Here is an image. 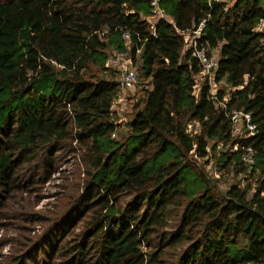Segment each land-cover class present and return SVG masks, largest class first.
Instances as JSON below:
<instances>
[{
    "label": "trees",
    "instance_id": "trees-1",
    "mask_svg": "<svg viewBox=\"0 0 264 264\" xmlns=\"http://www.w3.org/2000/svg\"><path fill=\"white\" fill-rule=\"evenodd\" d=\"M152 1L0 0V210L52 180L59 160L82 164L44 234L0 264H264V0H159L171 21L154 28ZM197 30V47L218 52L213 80L230 88L215 99L209 75L195 93L202 65L184 36ZM115 52L148 81L125 125L106 67ZM233 110L250 114L253 136L234 137ZM212 156L257 174L251 198L249 185L217 190Z\"/></svg>",
    "mask_w": 264,
    "mask_h": 264
},
{
    "label": "rangeland",
    "instance_id": "rangeland-1",
    "mask_svg": "<svg viewBox=\"0 0 264 264\" xmlns=\"http://www.w3.org/2000/svg\"><path fill=\"white\" fill-rule=\"evenodd\" d=\"M231 4L232 2L228 5L231 6ZM149 20L152 21V23H155L158 20V14L153 15V17H151V19ZM186 45H188V43L185 42V49ZM114 54L115 53H111V59L114 58ZM125 56L129 57L128 54H126ZM213 56L217 58L218 52L215 51V54ZM110 63L111 62L107 61L106 67L110 71H114L117 74L116 77L118 79L119 72L116 71L115 67H112ZM131 66H133L138 71L137 68L139 66V62L137 61L136 64H133L131 61ZM138 75V82L133 88L125 89L119 86L118 98L120 102L116 107L114 105L113 109L120 117L119 121L122 123L121 125H125L132 118L133 104L135 101L140 100V98L142 97L143 89L148 86V81L140 73H138ZM205 75H198V90L200 89V85L203 83ZM212 79V76L209 75L210 91L216 92L219 89H223L224 91L228 92L230 90L224 80L215 83V81H212ZM198 90H195L196 94L199 93ZM241 126L242 125L240 124L238 126L235 125V128L233 127V135L237 139H240L246 134V130ZM190 130L193 132H197L198 126L196 124H192L190 125ZM225 148H223L220 144L218 150L221 151V149ZM56 156H58L63 161L70 158V156L62 150L59 151ZM216 157L217 156H215L214 158V156H212L211 158H209V162L204 166V169L208 176L215 182L217 190L223 192L233 184H238L241 187L249 185L250 189L248 191V197L251 198L252 194L255 191L257 174L249 175L248 172H250V169L248 167L246 168L248 171L247 173L246 171L242 173H236L233 164L229 167V169H223L221 168V163L217 161ZM57 165L62 171L54 173L52 176V180L42 185L37 184V186H26V188H28V193L24 194V197H26V199H22L15 192L14 195L10 196L9 200L6 202V208L0 210L2 214L0 220V242H13L12 247L9 243L2 245L0 247V255L7 256L11 254V252L19 253V251L23 247L22 245L26 243V237L33 236L34 238H36L38 235H43L44 225H47V222L45 221L52 218L59 212V210H61V208H63L68 198L66 194H70L71 192L73 194L76 192V188L70 190L72 184L81 186V181L79 179L80 173L82 172L81 161L70 158L69 161L66 162H62L61 160H59V163ZM36 200H38L37 203ZM27 201L31 203V207L27 203ZM33 211H35L37 215L43 219V224H41V222L34 223L30 221ZM169 252L175 254L176 250L174 247H172L169 248ZM172 260L176 261V255L171 258V261Z\"/></svg>",
    "mask_w": 264,
    "mask_h": 264
},
{
    "label": "built area",
    "instance_id": "built-area-1",
    "mask_svg": "<svg viewBox=\"0 0 264 264\" xmlns=\"http://www.w3.org/2000/svg\"><path fill=\"white\" fill-rule=\"evenodd\" d=\"M158 1L159 0H153L151 5L153 6V15L158 14V20L160 18H164L166 20H170L171 19L169 17H167L159 8L158 5ZM150 16L147 18V22L150 23L151 27L154 28L155 24L157 23V21L155 23H152V21H150L149 19H151ZM263 26V24H262ZM199 36V31H193L192 33H186L185 34V42L188 43V45H186V49L191 50V54L200 62V64L202 65V70L198 75H210L213 78L214 75V70L216 69L217 66V58L215 56H210L208 57L205 53L204 48H198L196 45V39ZM123 39L125 41V45L128 46L130 43V38H129V34L126 32L123 34ZM127 53L126 52H115L114 54V58L111 59L109 58L108 61L111 62V66L115 67V70L119 72V76L117 79L118 82V86H121L125 89H131L133 88L137 82H138V73L137 70L131 66V59L129 57H126ZM195 77V81H196V90L197 89V80L199 79V76ZM206 76V75H205ZM198 78V79H197ZM213 81V79H212ZM210 86V85H209ZM211 94L214 96L215 92L210 91ZM215 99V96L213 97ZM227 99V97L225 96L223 98V101L225 102V100ZM223 101H219L218 104L219 105H223ZM120 100L117 97L116 99H114L113 104H112V109L115 105V107L119 104ZM229 118L233 124V127L235 128V125H242L241 127L244 128L246 130V134L242 137L244 139L251 137L255 134V126L251 123V119H250V114L249 113H244L242 111H231L229 113ZM234 149H236V146H233V148L230 151H233ZM245 153L241 156V159L243 160V162L245 163H252L253 162V151L250 147H246L245 149Z\"/></svg>",
    "mask_w": 264,
    "mask_h": 264
}]
</instances>
